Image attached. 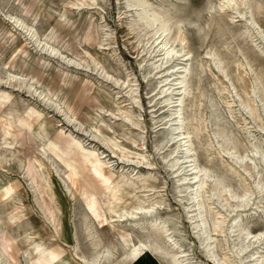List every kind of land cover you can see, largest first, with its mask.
I'll list each match as a JSON object with an SVG mask.
<instances>
[{
	"label": "rangeland",
	"instance_id": "rangeland-1",
	"mask_svg": "<svg viewBox=\"0 0 264 264\" xmlns=\"http://www.w3.org/2000/svg\"><path fill=\"white\" fill-rule=\"evenodd\" d=\"M146 2L0 0V264H264V0Z\"/></svg>",
	"mask_w": 264,
	"mask_h": 264
},
{
	"label": "bare ground",
	"instance_id": "bare-ground-1",
	"mask_svg": "<svg viewBox=\"0 0 264 264\" xmlns=\"http://www.w3.org/2000/svg\"><path fill=\"white\" fill-rule=\"evenodd\" d=\"M127 5H128V7L135 8V9H137V11H139V13L136 15V18L139 21H141L146 28L153 29L155 31L154 32L155 35L156 36L159 35V39L160 38L164 39V35L167 34V32L170 28H169V26H167V24L165 22L162 23L159 21V15L155 11L147 9L148 3L146 2V0H127ZM159 44L161 45V46H159V48H160L159 50L162 53V57H163V58L161 57L162 58L161 63L160 62L159 63L161 64V67L162 66L167 67V65L171 62L172 53L174 52L168 48L169 46L171 48L172 45H170L171 43L169 41H166V40H162L161 43H159ZM155 52H159V51H155ZM172 67H174V66H172ZM174 71L175 70L173 69V71L169 75L164 76V77H167V79L165 80V82H167L166 85L170 86L168 89H166V90L164 89V90L166 93L165 95L168 98L167 100L170 103H172L174 100L173 97L171 96V93L173 92V91H171V90H173L172 88H176V90H178V92H177L178 96L175 99V101L173 102L175 106H174V110L172 111V116L174 117L173 121H175L174 122L175 129L173 128L174 130L173 129L172 130L174 131V133H176V135H178L181 131V120H180L181 105H182V101H183V96L186 92V90H185L186 84L184 82H185V76L187 73V64L185 66H183V68L180 69L179 75L176 77L174 76ZM173 76L175 77L174 79H173ZM171 77L173 80H169V78H171ZM168 92H171V93L167 95ZM178 136H180V135H178ZM187 138H186V140H187ZM181 140H185V138H181ZM181 140H180V142H181ZM181 148H182L181 159L188 160L187 158L189 157L188 154L190 153V149L187 145V142L184 141ZM187 163H191V161H188ZM188 168H190V166H188ZM206 178H207L206 170H200V178L197 179V177H195V176L193 178H191L190 181H193L192 185L190 187L191 200H196L198 192H199L200 188L204 185ZM197 211L199 212V207H197ZM196 216H197V218H199L201 224H203L200 213H198ZM234 223H235V221L233 222V224ZM233 224H232V226H233ZM248 236H249L248 233H242L241 234L240 247L238 249L239 252L241 254H246V259L247 260L249 259L247 264H263L262 257L254 259L258 254H260L259 249H255V251L253 250L251 252L248 251L250 248V245L246 244L247 240H248ZM262 236L264 237V235H262ZM257 248H259V247H257ZM260 250H261V248H260Z\"/></svg>",
	"mask_w": 264,
	"mask_h": 264
}]
</instances>
